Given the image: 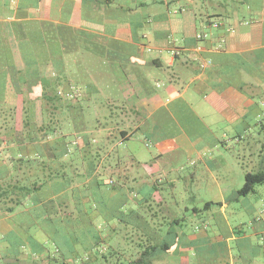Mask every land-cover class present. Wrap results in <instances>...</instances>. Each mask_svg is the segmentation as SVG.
<instances>
[{
	"label": "crops",
	"instance_id": "obj_1",
	"mask_svg": "<svg viewBox=\"0 0 264 264\" xmlns=\"http://www.w3.org/2000/svg\"><path fill=\"white\" fill-rule=\"evenodd\" d=\"M46 77L62 83L71 103L70 126L95 139L102 162L128 161L118 168L134 184L127 210L138 214L144 233L132 227L129 235H110L101 249L119 245L115 250L128 253L123 259L130 264H143L142 256L151 264H264V216L253 220L260 237L252 244L247 234L236 236L226 214L227 197L239 195L238 188L217 182L223 200L205 201L207 210L219 204L213 219L222 231L188 234L172 195L150 182L154 169L160 176L166 172L160 159L154 167L118 149L138 130L150 135L171 120L178 124L180 116L193 123L195 135L156 138L160 155L172 153L170 162L186 154L194 165L200 163L192 180L206 174L215 181L227 178L228 148L241 143L254 121L264 127V0H0V83L6 85L0 100L21 101L25 95L17 85H38ZM201 100L209 110L195 108L194 101ZM204 115L224 124L216 126ZM15 130L0 136V149L15 148L9 144ZM232 130L239 140L225 139ZM21 153L33 154L35 148L28 145ZM209 201L213 204L206 206ZM91 215L104 226L98 212ZM9 218L0 217L1 234L13 229ZM37 238L48 242L43 235ZM249 246L255 250L247 251ZM9 247L8 241L0 243L1 250Z\"/></svg>",
	"mask_w": 264,
	"mask_h": 264
},
{
	"label": "trees",
	"instance_id": "obj_2",
	"mask_svg": "<svg viewBox=\"0 0 264 264\" xmlns=\"http://www.w3.org/2000/svg\"><path fill=\"white\" fill-rule=\"evenodd\" d=\"M5 86L0 83V90ZM62 86L59 80L51 82L46 77L38 85H17L25 99L0 100V129H16V137L9 142L15 148L0 149V161H4L0 163V217L9 215L13 225L8 233H0V243L10 244L0 249V264H130L128 253L120 255L115 250L119 245L100 248L106 237L129 235L132 227L144 233L138 214L127 210L133 187L118 168L128 161L121 157L120 164L110 159L102 162L95 139L75 132L67 115L71 103ZM17 123L21 128H16ZM6 131H0V136ZM68 134L75 138L69 140ZM28 145L34 146L35 153L22 154ZM106 174L109 178L102 182ZM108 181L113 188L104 186ZM262 183L264 168L247 172L238 194L248 195ZM94 212L106 222L103 227L93 219ZM38 234L48 242H40ZM140 259L151 264L144 256Z\"/></svg>",
	"mask_w": 264,
	"mask_h": 264
},
{
	"label": "rangeland",
	"instance_id": "obj_3",
	"mask_svg": "<svg viewBox=\"0 0 264 264\" xmlns=\"http://www.w3.org/2000/svg\"><path fill=\"white\" fill-rule=\"evenodd\" d=\"M82 87L81 85H79ZM79 88V87H78ZM84 90V88H82ZM76 89L75 91L78 92ZM198 103L195 108L198 111H206L210 109L209 104L204 101H194ZM202 105V106H201ZM204 107H209L206 109ZM209 121H214V124L222 125V119L216 118L213 116H206ZM178 124L174 122H169L165 127L155 129L154 133L147 135L142 130H138L131 139H125V141L119 146L120 152L134 153L136 157L140 160H148L153 163V166L156 167V161L160 159L161 168H166V172L163 175H159L158 171L154 169V177L151 178L150 182L155 183L157 189L160 191H168L174 199V204H177L178 207L177 214L181 217V228L186 233H195L198 230L203 229L207 231L210 235H213V231L216 230L217 234L219 231H222L219 225L215 226V221L213 219L219 213V204H215L211 210H207L204 207L206 200H215L221 201V185H232L234 188L240 189L245 181V172L258 170L261 166H264V127L260 125V122H255L259 124L257 127L256 124H253L250 127L249 131L244 134V138L241 139V143H233L227 150L226 157L228 158L227 165H230L231 171L229 172L227 178L220 179L215 181L212 176L206 174L200 177V179L192 180L190 175L194 168L200 167V163L194 165V161H190V158L186 154H181L177 157H173V160L168 162V159H172L171 156H174L172 153L167 155H160V150L156 146V138L161 136H170L178 133L187 132L189 135L194 136L196 133V128L193 126V123L188 119H184L180 116L177 117ZM219 119V120H218ZM264 123V118L261 119ZM253 122V121H252ZM225 138L227 141L239 140L235 136L236 133L233 132ZM75 135L68 134V139L73 140ZM194 158V157H193ZM160 177L161 179H159ZM109 175H103L102 182L108 180ZM158 178V179H157ZM116 184L120 181L118 178L113 177ZM218 182V185H217ZM134 188V184H130ZM106 188H113V185L109 181L104 185ZM239 197L240 200H237L236 197ZM229 200V205L227 206V216L230 223L235 228L236 236H241L247 234L250 236L252 244L257 243L260 235L255 231L258 230V226L253 220L259 221V219L264 216V183L257 184L255 191L248 194L239 196L235 192L229 193L227 197ZM122 200L120 198L119 202ZM251 203V204H250ZM255 206V208H254ZM176 207H174L176 209ZM195 207L199 208V211H194ZM188 208V209H186ZM254 209V210H253ZM177 210V209H176ZM127 217H129L127 215ZM100 220V218H99ZM100 222V221H98ZM126 225L122 223V225ZM122 232L124 231L122 227ZM248 244V243H246ZM233 249L235 252L241 249L237 240L232 241ZM250 246L247 251H254Z\"/></svg>",
	"mask_w": 264,
	"mask_h": 264
},
{
	"label": "built area",
	"instance_id": "obj_4",
	"mask_svg": "<svg viewBox=\"0 0 264 264\" xmlns=\"http://www.w3.org/2000/svg\"><path fill=\"white\" fill-rule=\"evenodd\" d=\"M213 25L214 26H218V23H214ZM198 37H202V35L201 34H198Z\"/></svg>",
	"mask_w": 264,
	"mask_h": 264
}]
</instances>
